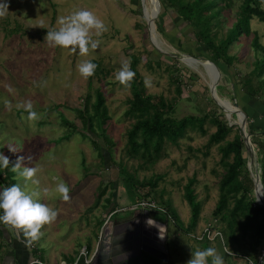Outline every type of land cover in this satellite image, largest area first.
<instances>
[{
  "label": "rangeland",
  "instance_id": "1",
  "mask_svg": "<svg viewBox=\"0 0 264 264\" xmlns=\"http://www.w3.org/2000/svg\"><path fill=\"white\" fill-rule=\"evenodd\" d=\"M7 2L8 12L0 16V150L13 164L22 156V166L37 169L31 178L11 171L13 183H21L30 190L36 187L51 190L56 184L52 177L59 176L70 188L69 200L42 193L41 202L55 209L58 215L55 221L43 226V235L38 240L29 242L30 238L24 237L20 230L12 229L16 239L23 241L21 243L29 252L39 253L33 255L42 264L73 263L83 251L88 256L94 253L104 227H109L110 223L105 224V221L110 212L125 210L118 216L131 213L134 216L139 211L144 212L135 208L137 204L151 201L156 209L147 213L159 217L166 243L174 244L167 255L170 253L177 264H188L192 253L201 249L196 237L203 229L207 226L211 231L223 228L212 215L223 173L219 146L207 145L216 127L206 121V135L188 131L178 147L166 144L154 164L148 165L140 157L130 156L126 135L133 120L125 112L131 89L122 84L117 75L124 64L130 65V57L136 56L140 59L137 71L143 80L145 94L152 95L154 101L162 97L172 103V117L181 119L215 113L218 118L226 119L229 126L239 128L237 117L228 111L233 106L235 112L236 105L245 116L246 132L264 128L263 98L250 100L238 84L253 69L252 34L241 37L230 47L228 54L236 60L230 66L219 63L212 75L207 65L210 61L207 47L197 43L193 29L170 8L164 10L159 2L158 8L153 0ZM241 2L231 0V7L225 8L220 27L214 29L219 37L231 26ZM79 9L92 11L107 27L99 36L92 31L99 47L90 49L87 54H81L78 48L73 51L71 46L64 48L46 40L48 30L58 29L62 17ZM155 9L157 13L154 12L150 19ZM249 24L251 32L258 35L260 45L264 46V23L253 18ZM85 60L100 64L94 75L87 78L79 72V65ZM177 83H180L181 95H177ZM97 91H102L105 99L109 120L103 128L111 144L104 136H96L100 135L97 122L94 124L96 135H93L84 130L77 116L76 111L83 109L86 101L90 104L95 101ZM29 100L39 113V119H28L27 112L17 107ZM88 108L92 114L93 109ZM64 119L76 129L64 125ZM233 134L231 132L227 139L232 140ZM93 140L98 143L103 159ZM9 145L16 146L17 151H10ZM254 154L257 158L256 150ZM121 163L139 181L157 176L162 179L155 189L148 185L136 186L133 193H127L119 176ZM192 177L195 178L193 190L200 213L196 231L185 237L174 218L165 217L166 203H170L182 226L186 227L191 213L183 197V187ZM105 187L106 194L100 198V190ZM110 195L111 204L106 205L105 199ZM159 195L164 200L163 205L158 201ZM133 208L136 209L134 214ZM89 245L90 251L86 249ZM212 247L216 248V244Z\"/></svg>",
  "mask_w": 264,
  "mask_h": 264
},
{
  "label": "trees",
  "instance_id": "2",
  "mask_svg": "<svg viewBox=\"0 0 264 264\" xmlns=\"http://www.w3.org/2000/svg\"><path fill=\"white\" fill-rule=\"evenodd\" d=\"M158 2L164 10L170 8L181 21L187 23L193 29L197 43L207 47L210 62L217 68H219V63L222 64V62L230 66L236 60L235 56L228 54L230 47L241 37L252 34L250 44L254 52L253 69L249 74L243 76L238 84L250 100H261L263 98L264 104V46L260 45L258 35L251 32L249 24L253 18L264 23V8L262 7L264 6V0H242L238 11L235 13V19L222 37H219L214 29L220 27L222 14L225 8L231 7V0H158ZM156 13L157 9L155 10ZM139 61L140 59L136 56L130 57V67L136 75L128 84L131 89V98L128 100V109L125 115L131 118L133 123L126 135L127 152L130 156L140 157L148 165L154 164L159 159L166 144L178 147L179 142L185 138L188 131H197L202 135H206L204 123L208 121L214 125L216 130L209 135L207 145L216 144L219 146L220 165L223 173L218 183V200L212 215L223 224V228L218 229L222 234L224 247L235 254L246 255L252 260H256L258 257L257 248L264 241V207L255 202L254 185L247 167L245 147L240 129L229 126L226 119L223 117L218 118L215 113H207L202 117L186 116L181 119L172 117L170 114L171 109H173L172 103L162 97L154 101L152 95L145 94L143 80L137 71ZM96 64L100 66V64ZM212 68L215 72L213 66ZM176 92L177 95H181L180 83H177ZM96 93L95 101L91 104L86 101L83 109L76 111L77 116L82 121L84 130L93 135H96L94 124L97 122V130L100 135L97 134L96 136H104L105 141L111 144V141L105 136V129L103 128L109 120L104 103L105 99L102 91ZM88 107L93 109L92 114L89 113ZM230 108L233 110V106H230ZM63 124L71 129H76L65 119ZM231 132H234L233 138L228 140L227 136ZM247 133L250 135V142L254 151L256 150L258 163L261 169L264 170V161L260 162L264 153V128L250 129ZM92 143L98 148L100 158L103 159L98 143L95 140ZM12 164L13 162L10 161L8 169L0 168V185L10 186L13 184ZM118 167L119 176L122 177L124 182L123 188L130 194L137 189L136 186L145 187L148 185L151 189H155L162 179V176H157L148 181H139L127 171L124 164L121 163ZM262 179L263 176L261 175V181ZM194 184L195 178L192 177L183 187V197L191 213L186 227L182 226L170 203H166L167 213L165 217H173L181 235L185 237L196 231L200 213V204L196 201L193 190ZM105 194L106 187L100 190L99 197L101 198ZM110 198H112V195L105 199L106 205L111 204ZM158 201L160 205H163L164 200L161 195H159ZM0 226H4V224L0 223ZM196 244L201 249L216 244V248L224 256L226 264L235 263L233 261L235 259L226 255L223 251V245L219 238L210 242L204 237ZM171 246L173 247L174 244L166 243V252ZM86 249L90 251L91 246H87ZM168 257L169 261H163L148 255L146 261L149 264H177L171 258L170 253H168ZM78 263L84 264V261L81 259Z\"/></svg>",
  "mask_w": 264,
  "mask_h": 264
},
{
  "label": "clouds",
  "instance_id": "3",
  "mask_svg": "<svg viewBox=\"0 0 264 264\" xmlns=\"http://www.w3.org/2000/svg\"><path fill=\"white\" fill-rule=\"evenodd\" d=\"M7 12V0H0V16ZM59 23L61 26L58 29L48 30L46 40L64 48L71 46L73 51L78 48L81 54H87L90 49L99 47V41L93 38V30L96 36L107 31L105 22L87 9L74 11L62 17ZM97 67L98 65L92 60H85L79 65V72L87 78L94 75ZM135 75L136 73L126 63L120 69L117 79L122 84L128 85ZM149 83L150 81H146V84ZM17 107L27 112L28 119H39V113L34 110L30 100ZM9 148L12 152L17 151L16 146L9 145ZM23 159L24 157L19 156L11 165V171L19 176L31 178L37 169L22 166ZM9 166L10 158L0 151V168L8 169ZM52 179L56 181V184L51 190L48 188L41 190L39 187L30 190L21 183H13L10 186L0 185V223L20 230L24 237L30 238L29 242L38 240L43 235L41 231L43 226L55 221L58 215L55 209L41 202L42 193L48 197L59 195L63 200L70 199L69 185L59 176H53ZM143 207L148 206L145 204ZM148 223L152 224L154 220L149 219ZM188 264H225V258L217 248L206 247L193 252Z\"/></svg>",
  "mask_w": 264,
  "mask_h": 264
},
{
  "label": "flooded vegetation",
  "instance_id": "4",
  "mask_svg": "<svg viewBox=\"0 0 264 264\" xmlns=\"http://www.w3.org/2000/svg\"><path fill=\"white\" fill-rule=\"evenodd\" d=\"M134 210L136 209H131V212L134 213ZM123 213H125V210L110 212L109 218L105 221V224H110L105 229L104 236L106 240L102 246L100 245L99 261L93 263L92 254L91 261L88 264H107L108 259L112 260L111 264H149L146 260L147 256L151 255L144 251L145 248L155 246L159 250L165 249L166 238L163 237V230L158 222L159 217L140 211L134 216H132V213L127 214L125 217L118 216L123 215ZM149 219L154 220V223L149 224ZM152 228H155L157 231ZM114 231L116 233L115 236L113 235ZM111 234L112 236H110ZM112 239H116L117 241L123 240L125 243L123 242L121 246H116L117 248L106 246L112 243ZM124 250H127V252L123 253Z\"/></svg>",
  "mask_w": 264,
  "mask_h": 264
},
{
  "label": "water",
  "instance_id": "5",
  "mask_svg": "<svg viewBox=\"0 0 264 264\" xmlns=\"http://www.w3.org/2000/svg\"><path fill=\"white\" fill-rule=\"evenodd\" d=\"M153 1L156 3V6L158 8V2L156 0H153ZM194 59H197V58H194ZM207 62L214 67L215 71L218 70V68L212 62H210V61H207ZM234 108L237 111L233 112L232 114L237 117L238 122H239V123H237V125H239V129L241 130L243 143H244V147H245L246 159H247V167H248V170L250 172L252 182L254 184V193H255L256 197H260L259 200L257 199V202H258L257 204L264 207L263 184L261 183V179H260V175H259V171H258V163H257V160L255 158L254 149H253L251 142H250V135L246 132L245 116L241 111H239L237 109L236 105H234ZM144 213H147V211H144ZM105 229H106V227H104V231H102V237L100 238V242H98V245L95 247V250H94V253L92 256L93 257V263H97L99 261L100 248H101L102 244L104 243V241L106 240V237L104 236L105 235ZM113 235L114 236L116 235L115 231L113 232ZM110 236H112V234ZM123 242L125 243V241H123V240L117 241L116 239H112V243H109L106 246H108V247L111 246V247L115 248L116 246H121L123 244ZM144 251L146 253L150 254L151 256L159 259V260L169 261L168 255H167L164 248L159 250L158 247L150 246L148 248H145ZM125 252H127V250L123 251V253H125ZM111 262H112L111 259L107 260V264H111Z\"/></svg>",
  "mask_w": 264,
  "mask_h": 264
},
{
  "label": "crops",
  "instance_id": "6",
  "mask_svg": "<svg viewBox=\"0 0 264 264\" xmlns=\"http://www.w3.org/2000/svg\"><path fill=\"white\" fill-rule=\"evenodd\" d=\"M256 160L258 163V156ZM263 161H264V153L262 154V158L260 162H263ZM258 168L260 170V179H261V175L263 176V179H262L263 181H261V183L264 184V170L261 169V166L259 163H258ZM263 188H264V185H263ZM12 229L14 230L15 228H13L10 225L4 224V226H0V247H1L0 248V264H35L33 262L36 260L41 263L39 258H37L39 253L36 254L35 251L29 252L28 247L24 245L23 243H21L23 241L16 239V237L13 234L14 232ZM263 245H264V241L261 242L260 246L257 248V252H258L257 256H259L260 250ZM34 253L37 256L34 257L33 255ZM67 261H70V259H68Z\"/></svg>",
  "mask_w": 264,
  "mask_h": 264
},
{
  "label": "built area",
  "instance_id": "7",
  "mask_svg": "<svg viewBox=\"0 0 264 264\" xmlns=\"http://www.w3.org/2000/svg\"><path fill=\"white\" fill-rule=\"evenodd\" d=\"M259 175H260V170L258 168ZM254 185V184H253ZM254 192V190H253ZM254 198L255 202H257V199L259 200L260 197H256L254 193ZM147 205L148 207H143V205ZM139 206V207H136ZM135 206L136 209L142 210V211H153L156 209V206L154 205V202L151 201H142L141 203L137 204ZM133 208V209H135ZM211 227L207 226L206 228L203 229L202 234L198 235L196 238L198 241H201L204 237L207 238L208 241L213 242L217 238L220 239L222 245H223V250L226 255L234 258L235 260L241 261L242 264H264V245L262 246L260 250L259 256L256 258V260H252L251 258L247 257L246 255H241V254H235L231 252L230 250L226 249L223 244V239H222V234L219 231H211ZM83 260L85 264L90 263L91 261V256H88L87 252L83 251L78 255V258L73 262V263H61V264H78L79 260ZM33 263L35 264H41L39 261H34Z\"/></svg>",
  "mask_w": 264,
  "mask_h": 264
},
{
  "label": "bare ground",
  "instance_id": "8",
  "mask_svg": "<svg viewBox=\"0 0 264 264\" xmlns=\"http://www.w3.org/2000/svg\"><path fill=\"white\" fill-rule=\"evenodd\" d=\"M156 10V9H155ZM155 10L153 11V13H151V15H150V19H151V17H153L154 16V12H155ZM199 61H201L202 63H207L206 61H203V60H200L199 59ZM207 65L210 67V70H211V72H212V75L214 74L213 73V68H211V66H210V64H208L207 63ZM205 66V65H204ZM222 102V101H221ZM222 103H224V102H222ZM220 104V103H219ZM221 105V104H220ZM228 106V105H227ZM230 106V105H229ZM234 110L235 111H237L235 108H234ZM228 111H232V112H234L233 110H228ZM241 116V115H240ZM241 118V117H240Z\"/></svg>",
  "mask_w": 264,
  "mask_h": 264
}]
</instances>
